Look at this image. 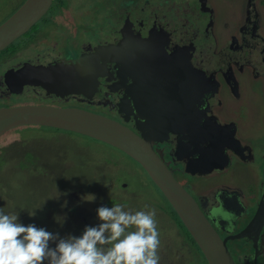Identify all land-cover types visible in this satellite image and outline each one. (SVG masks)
<instances>
[{"label": "flooded vegetation", "instance_id": "af4514ba", "mask_svg": "<svg viewBox=\"0 0 264 264\" xmlns=\"http://www.w3.org/2000/svg\"><path fill=\"white\" fill-rule=\"evenodd\" d=\"M134 1H138L136 9ZM73 2L53 0L49 7L56 11L53 20L43 19L45 13L27 32L0 50L1 66L15 54H23L22 59L0 70V107L72 103L122 122L126 118L124 123L135 132L140 111L147 116L149 129L167 133L151 142L155 152L225 240L234 263L264 264V214L255 218L264 194V142L259 143L262 147L256 152L255 140L251 138L255 131L251 129L263 130L264 126V0H226L218 9L210 0H198L196 7L210 20L206 33L196 22L190 24L176 6L153 8L151 12H158L152 21L144 23L141 18L146 14L139 10L143 0H95L101 7V21L112 20L118 11L126 13L116 19V25H110V30L103 25L93 29L88 20L78 15V5L73 6ZM67 5L72 7L74 20L63 13ZM123 17L125 21L119 22ZM61 30L64 34L58 38L56 34ZM135 44L152 50L154 58L150 54L147 57ZM10 46H15L14 51L4 53ZM55 47L63 51L57 53L52 50ZM88 54H94L89 63H95L100 72L90 97L82 93L41 96L31 85L23 84L34 69L51 67L61 59L75 61ZM169 55L180 61H169ZM7 71L11 85L19 88L23 84L22 91L8 89ZM169 72L177 76L176 82L173 76L169 77L175 85L155 75ZM125 85L130 86L132 94L121 114L118 108L125 97ZM18 98L21 101L17 102ZM241 109L250 110L252 119H243ZM245 130H251L249 135ZM27 155L23 164L24 160L32 162V153ZM132 161L161 195L157 199L146 197L156 209L158 231L166 235L158 250L159 264H184V258L189 256H194L195 264H208L166 197L140 164ZM178 172L185 176L181 178ZM73 211L71 208L72 214ZM85 213H76L74 219L87 225L92 213ZM168 221L170 226L181 229L184 243L178 250L169 237ZM81 229L84 231L85 226ZM80 235L78 232L77 237ZM183 244L187 245L186 251Z\"/></svg>", "mask_w": 264, "mask_h": 264}, {"label": "rangeland", "instance_id": "374dc122", "mask_svg": "<svg viewBox=\"0 0 264 264\" xmlns=\"http://www.w3.org/2000/svg\"><path fill=\"white\" fill-rule=\"evenodd\" d=\"M20 1L0 0L2 20L14 11L12 8ZM210 2L218 9L223 7L226 0H210ZM134 3L133 9H136L138 1ZM86 4L90 5L91 9H87ZM196 4L198 0L195 3L190 0H143L139 10L146 14L141 18L146 23L152 21L155 12H158H151L155 7L159 10L170 9L172 6H176L177 9L179 7L189 18L190 24L194 25L196 22L206 33L210 20L198 10ZM77 5L78 15L88 20L93 29L103 25L110 30V25H116L114 23L116 19L126 13V11H118L115 18L112 20L108 18L109 22L105 19L101 21L98 16L101 7L95 3V0H75L73 6ZM70 9H72L71 5H67L63 13L72 17L73 12ZM133 11L127 10V13ZM46 13L43 19L49 17L53 20L56 11L49 9ZM170 13L176 16L173 10ZM123 21L125 17L119 22ZM38 23L35 26H38ZM63 34L61 30L56 36L60 38ZM52 50L57 53L63 51L57 47ZM22 58L23 54L19 52L8 63L17 62ZM4 66L0 65L1 71ZM16 101L19 102L21 99L18 98ZM241 117L251 120L253 114L250 110L241 109ZM251 130H255L251 132L253 134L251 138L255 140L256 152H260L262 146L259 147V143L264 142V126L263 130ZM251 130H245L244 133L249 135ZM24 148L27 149L23 151ZM29 151L32 153V162L24 160L23 164V159L28 156ZM132 162V159L115 147L76 132L36 125L16 127L0 139V209L6 213L16 211L18 220L23 225L34 224L51 233H58L61 238L69 235L77 236L78 232L82 234V226H96L99 223L97 209L100 206L111 207L119 201L126 210L148 211L154 207L146 197L157 199L161 195L147 179H144L143 171L141 172ZM178 175L181 178L185 176L180 172ZM87 194H94L95 200L93 202L82 200ZM71 208L74 214L71 213ZM88 211L93 215L91 214L87 225L82 224L83 221L80 219H74L76 213L80 216L85 212L88 214ZM31 212L35 214L30 215ZM167 225L170 229L169 237L174 242L173 248L178 250L184 243L180 235L181 229L176 225L170 226V221ZM157 228L159 229L158 221ZM159 234L161 243L166 235H163L161 230ZM50 246L55 247V244L52 243ZM182 248L186 251L187 245L183 244ZM196 262L194 256L184 258V264Z\"/></svg>", "mask_w": 264, "mask_h": 264}, {"label": "water", "instance_id": "95a60500", "mask_svg": "<svg viewBox=\"0 0 264 264\" xmlns=\"http://www.w3.org/2000/svg\"><path fill=\"white\" fill-rule=\"evenodd\" d=\"M53 0H24L22 4L0 23V50L13 40L27 32L49 9ZM125 36V35H124ZM127 37L125 38V40ZM122 44V43H121ZM137 45V46H136ZM147 57L153 58V51L135 44ZM94 54L80 56L77 60L61 59L51 67L42 66L29 73L23 84H29L33 91L41 96L54 94L64 97L72 93L91 96L96 88L98 68L89 63ZM157 59V58H156ZM169 61L178 62L169 55ZM152 66L154 64L152 63ZM183 68L186 69V66ZM176 72L175 68H170ZM10 71V70H9ZM7 75V76H6ZM5 78L8 89L13 92L22 91L13 87L7 71ZM163 77L169 85H175L177 76L169 73L155 74ZM173 76V80L169 79ZM125 97L121 101L119 111L128 105L132 90L125 85ZM137 90V88H133ZM134 92V91H133ZM138 93H142L141 90ZM125 112V111H124ZM126 113V112H125ZM121 114H124L121 112ZM139 117V118H138ZM136 117L138 132L130 128L126 122L94 112L78 106H56L47 104H18L0 107V137L19 126L36 125L76 132L98 141L109 144L137 161L149 175L155 186L166 197L178 217L192 235L208 264H235L225 244L209 220L198 207L193 197L176 180L171 170L155 152L151 142L162 139L167 133L151 130L146 126L145 116L140 111ZM141 118V119H140ZM144 121H140L142 119ZM204 172V171H203ZM258 210L260 218L264 214V194Z\"/></svg>", "mask_w": 264, "mask_h": 264}, {"label": "clouds", "instance_id": "9594fccd", "mask_svg": "<svg viewBox=\"0 0 264 264\" xmlns=\"http://www.w3.org/2000/svg\"><path fill=\"white\" fill-rule=\"evenodd\" d=\"M82 200L93 202L95 195L87 194ZM97 217L99 223L86 226L79 237L61 238L34 224L23 225L16 211L0 209V264H159L154 208L132 211L122 204L100 206Z\"/></svg>", "mask_w": 264, "mask_h": 264}, {"label": "trees", "instance_id": "16d2710c", "mask_svg": "<svg viewBox=\"0 0 264 264\" xmlns=\"http://www.w3.org/2000/svg\"><path fill=\"white\" fill-rule=\"evenodd\" d=\"M54 1H55V0H54ZM56 1H60V0H56ZM13 47H15V46H13ZM13 47H12V46L8 47V49H6V50L4 51V53H5V52L12 53V52L14 51ZM3 137H4V136H3ZM3 137H2V138H3Z\"/></svg>", "mask_w": 264, "mask_h": 264}]
</instances>
